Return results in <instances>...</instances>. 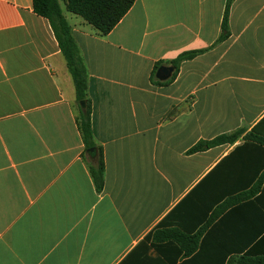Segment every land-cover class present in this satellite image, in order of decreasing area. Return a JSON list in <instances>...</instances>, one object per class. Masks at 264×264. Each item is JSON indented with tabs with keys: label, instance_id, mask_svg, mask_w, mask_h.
I'll return each mask as SVG.
<instances>
[{
	"label": "crops",
	"instance_id": "crops-1",
	"mask_svg": "<svg viewBox=\"0 0 264 264\" xmlns=\"http://www.w3.org/2000/svg\"><path fill=\"white\" fill-rule=\"evenodd\" d=\"M226 5L135 0L99 35L61 0L86 70L98 191L48 21L32 0H0V264H241L264 243V0H232L219 41Z\"/></svg>",
	"mask_w": 264,
	"mask_h": 264
},
{
	"label": "trees",
	"instance_id": "trees-1",
	"mask_svg": "<svg viewBox=\"0 0 264 264\" xmlns=\"http://www.w3.org/2000/svg\"><path fill=\"white\" fill-rule=\"evenodd\" d=\"M65 10L73 15L79 16L82 20L90 25L99 35L108 34L122 19V17L131 8L135 0H62ZM232 0H227V5L224 11L223 20L221 23V34L219 41L228 37V8ZM61 0H32L33 11L38 16L45 18L55 36L58 47L66 61L67 69L71 75L75 100L77 104L76 123L80 132L82 142L84 145V156L87 159V165L92 178V181L98 191H101L104 184V163L102 154L99 148H96L90 123V105L87 99L86 89V70L83 61L80 57L78 47L71 35V29L65 17L62 14ZM202 53V50L186 51L179 54L174 60L168 62L173 67V72L170 78L165 82H158L164 84L172 81L178 71L179 64L182 61L191 60ZM162 63L155 66L157 69ZM154 73V72H153ZM83 102V106L80 103ZM243 129L236 130L229 134L217 136L211 140L200 141L195 144L188 152L196 153L204 151L208 148L222 145L232 144L243 133ZM246 140L252 139L248 136ZM89 149H94L92 154L88 153ZM264 165V164H262ZM264 180V176L259 177L256 186ZM243 199L248 198L247 195H242ZM216 199L212 200L209 207L216 203ZM202 217H198L200 220ZM241 259V264H264V243L259 242L255 248L251 250ZM232 261V260H231Z\"/></svg>",
	"mask_w": 264,
	"mask_h": 264
},
{
	"label": "water",
	"instance_id": "water-1",
	"mask_svg": "<svg viewBox=\"0 0 264 264\" xmlns=\"http://www.w3.org/2000/svg\"><path fill=\"white\" fill-rule=\"evenodd\" d=\"M173 71V67L171 66H160L155 73V77L156 79L160 80V81H164L167 80L171 73ZM81 106H83V102L80 103ZM94 152V149H89L88 153L92 154Z\"/></svg>",
	"mask_w": 264,
	"mask_h": 264
},
{
	"label": "rangeland",
	"instance_id": "rangeland-1",
	"mask_svg": "<svg viewBox=\"0 0 264 264\" xmlns=\"http://www.w3.org/2000/svg\"><path fill=\"white\" fill-rule=\"evenodd\" d=\"M62 5V4H61ZM63 7V6H62Z\"/></svg>",
	"mask_w": 264,
	"mask_h": 264
}]
</instances>
